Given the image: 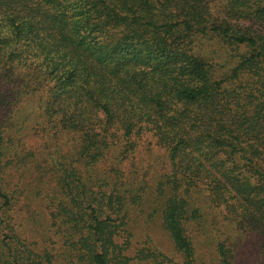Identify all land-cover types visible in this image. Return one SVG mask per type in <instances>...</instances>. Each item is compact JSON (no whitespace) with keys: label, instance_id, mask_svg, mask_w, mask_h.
<instances>
[{"label":"trees","instance_id":"obj_1","mask_svg":"<svg viewBox=\"0 0 264 264\" xmlns=\"http://www.w3.org/2000/svg\"><path fill=\"white\" fill-rule=\"evenodd\" d=\"M247 259L264 0H0V264Z\"/></svg>","mask_w":264,"mask_h":264},{"label":"rangeland","instance_id":"obj_2","mask_svg":"<svg viewBox=\"0 0 264 264\" xmlns=\"http://www.w3.org/2000/svg\"><path fill=\"white\" fill-rule=\"evenodd\" d=\"M139 219H140V220H143L144 218H143V216L141 215V217H140ZM139 228H140V225L134 227V230L137 231ZM143 230H144V231H148L147 229H143ZM151 230H153L155 233H156V231H157V229H156L154 226L152 227ZM156 237H157V240L159 241V243L161 244V246L167 250V247H168V246H167V241H166V239L163 237V235L159 233V234L156 235ZM247 238H248V237H247ZM252 243H253V242H251V240H249V238H248V241H247L248 246H249V245L251 246ZM250 261H251V260H250ZM250 261H248V259L245 260V264H250Z\"/></svg>","mask_w":264,"mask_h":264}]
</instances>
